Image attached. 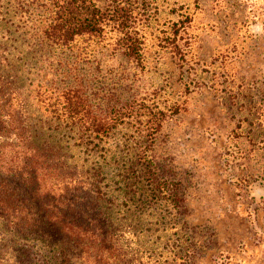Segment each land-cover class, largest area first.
<instances>
[{
	"label": "rangeland",
	"instance_id": "1",
	"mask_svg": "<svg viewBox=\"0 0 264 264\" xmlns=\"http://www.w3.org/2000/svg\"><path fill=\"white\" fill-rule=\"evenodd\" d=\"M176 1L192 17L188 66L157 39ZM161 5V30L146 32L141 72L114 51L111 35L79 38L68 49L39 42L43 8L0 0V167H24L36 150L48 168L38 184L50 194L42 204L25 178L0 171L8 182L0 191L11 198L0 204V264H264V0ZM81 81L95 110L113 95L125 101L156 91L186 102L151 153L159 171L181 181L183 215L153 200L146 178L123 190L120 136L105 154L66 127L58 96ZM8 143L16 147L3 150ZM67 188L79 189L86 216L99 221L90 228L109 233L106 245L85 250L67 237L69 223L86 220L69 208Z\"/></svg>",
	"mask_w": 264,
	"mask_h": 264
},
{
	"label": "trees",
	"instance_id": "2",
	"mask_svg": "<svg viewBox=\"0 0 264 264\" xmlns=\"http://www.w3.org/2000/svg\"><path fill=\"white\" fill-rule=\"evenodd\" d=\"M31 2L43 8L45 12L35 25V38L39 42L68 49L79 38L104 40L111 35L114 42L110 46H113L114 51L121 52L124 58L141 72L146 68V32L151 29L161 30L160 23L164 13L161 0H31ZM176 2L178 7H172L162 23V27L167 29L161 30L162 37L157 39L159 45L170 50L179 63L188 66L191 50L188 30L192 17L187 11H183L185 9L183 5ZM189 88L190 85L186 84L185 95L189 93ZM84 90L81 81L78 85L63 90L58 96L57 104L60 109L57 112L66 127L79 142L87 143L88 147L93 145L94 149L104 151L105 154H108L106 146L112 137L120 136L116 139L119 147H122L119 150V158L124 165L123 174L120 175V181L124 183L123 190L131 191L134 183L146 178L151 198L155 201H169L179 210L178 213L183 215L180 212L184 202L181 181L171 179L164 171H159L151 153L164 123L187 110L186 102L180 99L170 100L169 93L156 91L153 98L133 97L125 101L113 95L106 98L105 108L95 110ZM3 128L6 129L5 126ZM12 128L17 132L21 131L20 126L13 125ZM5 132L9 133L7 130ZM20 139L24 148L31 149L29 147L31 144L25 141L22 135ZM9 147L16 146L8 143L3 150L6 151ZM113 154L111 158L118 159L115 152ZM25 157L28 159H23L26 166L0 167V171L5 169V173L15 174L22 180L25 178L29 185L34 186L33 194L43 204L42 199L49 197L50 194L44 192L38 183L42 176H48L47 165L42 164V157L36 150L31 149V154ZM52 170L53 176L57 179L59 177L57 170L55 168ZM7 184L6 179L1 180L0 188L2 185L6 187ZM3 191H0V204L7 206L11 198H7ZM79 192L77 188H67L64 191L72 202L69 208L74 210L77 216L86 219L83 220L84 223H69L67 237L76 244H83L85 250L99 242L106 245L109 233L105 232L103 226L90 228L99 221L86 216L90 207L80 198ZM88 254L90 255V252ZM100 254L104 256L103 251ZM187 262L188 260H185L183 264Z\"/></svg>",
	"mask_w": 264,
	"mask_h": 264
}]
</instances>
